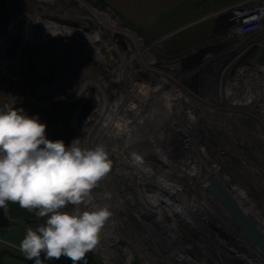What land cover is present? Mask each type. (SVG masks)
I'll use <instances>...</instances> for the list:
<instances>
[{"label": "rangeland", "instance_id": "374dc122", "mask_svg": "<svg viewBox=\"0 0 264 264\" xmlns=\"http://www.w3.org/2000/svg\"><path fill=\"white\" fill-rule=\"evenodd\" d=\"M42 1L0 0V50L9 43L11 33L17 35V42L24 41L25 24L33 25L37 20L36 15H30L31 8L39 14L38 25L32 26L36 33L33 39L41 38L37 34L41 30L40 22L59 23L74 33L69 39L46 40L41 50L27 47L20 54V69L15 65L3 69L0 65V108L23 109L28 116L43 118L45 114L53 115V118L49 116L52 125H47L44 119L42 123L47 125L46 132L54 128L59 132L53 131L50 137L46 133V138L63 140L69 146L82 129L81 123L76 126L74 123L86 121L97 95L103 104L106 98L110 99V104H122V109L114 108L113 114L109 115L104 109L102 115L93 116L92 137L91 132L79 135L82 148L102 145L112 161L110 172L92 190L89 204L83 209L90 211L107 205L111 212L95 249L86 253V258L87 254L92 256L90 264H146L147 260L154 264H176L178 260L173 253L180 256L181 264H255L248 250L238 244L239 236L234 237V232L226 229V223L217 218L204 193L190 177L189 167L181 160H187L184 148H188L196 164L204 165L208 172L206 159L221 163L223 170L219 175L227 186L239 187L255 203L257 208L253 210L242 204L247 213L253 217L258 209L264 213V82H257L259 91L256 92L259 93L249 102L244 98L246 83L227 78L229 70L239 69L243 78L249 76L251 70L256 74L257 71L264 73V31L236 39L227 25L231 17L229 11L260 0L181 1L140 26L117 15L99 0ZM88 14H94L95 20ZM15 17L20 19L16 21ZM80 34L82 39L93 43L94 36H98L99 42L94 46L102 51L105 64L91 56L90 46L78 39ZM8 47L7 61H16V49ZM1 54L0 51V63ZM76 62L83 64L85 70L80 71ZM41 87L43 90L46 87L45 93L36 94L34 89ZM30 88L32 93L24 96L25 89L31 91ZM163 99L168 100L169 117L154 110L161 106ZM132 102L141 109L139 113L128 111ZM117 114L121 118L129 117L125 127L114 129L116 133L126 134L127 140L118 133L111 134L116 125L112 120ZM187 115H193L196 121L189 129L182 127ZM209 120L217 126L208 124ZM127 132H131L130 136ZM200 135L202 143L192 146L193 138ZM133 138L137 140L132 145ZM123 149L128 150L131 153L128 157L132 158L136 156L135 150H139L140 161L153 172L143 179L146 195L140 197L128 184L134 183L137 176L132 165L126 164L124 169L119 165L118 153ZM119 169L126 173L128 183L120 176ZM127 171L132 172V178L127 176ZM159 177L170 183L168 188L150 182L151 178ZM105 185L108 191L104 190ZM165 188L172 194L176 192L179 199ZM157 195L172 201V206L197 202L194 207H199L195 211L202 212V218L191 215L190 219L196 224L189 223L187 214L176 211V215L156 199ZM140 199L155 204L152 212L133 205ZM73 207L69 205L64 211H71ZM24 210L29 219H37V222L21 221L0 228V247L16 256L6 255L2 264H34L19 250V245L26 229L35 230L46 223V218H37L34 212ZM176 218L183 222L188 219L186 223L192 227L180 224ZM67 259L44 260L41 254L43 264H66L70 260Z\"/></svg>", "mask_w": 264, "mask_h": 264}, {"label": "clouds", "instance_id": "9594fccd", "mask_svg": "<svg viewBox=\"0 0 264 264\" xmlns=\"http://www.w3.org/2000/svg\"><path fill=\"white\" fill-rule=\"evenodd\" d=\"M46 128L23 109L0 108V208L11 202L46 218L35 230L26 229L20 242L28 260L43 264L66 257L82 264L111 212L107 205L90 211L80 206L110 172L112 161L104 146L82 148L79 139L66 146L63 140L47 139ZM133 159L139 163L141 158ZM69 205L73 209L64 211Z\"/></svg>", "mask_w": 264, "mask_h": 264}, {"label": "bare ground", "instance_id": "6f19581e", "mask_svg": "<svg viewBox=\"0 0 264 264\" xmlns=\"http://www.w3.org/2000/svg\"><path fill=\"white\" fill-rule=\"evenodd\" d=\"M41 2H44V1H42V0H40ZM62 5V4H61ZM41 6H42V3H41ZM48 7V6H47ZM51 7V6H50ZM53 8V7H52ZM50 9V8H49ZM62 10V9H61ZM30 11H32L33 13H30ZM29 11V13H30V15H36V19L38 20L39 18H37V15H39L37 12H35L34 11V9H32L31 8V10ZM40 13V12H39ZM64 13V12H63ZM57 14V13H56ZM42 15V14H41ZM67 15V14H66ZM89 15V14H88ZM47 16H49V15H47ZM62 16V15H61ZM90 16V15H89ZM92 16V15H91ZM90 16V17H91ZM40 17V16H39ZM64 17V16H63ZM93 17V18H92ZM91 18L93 19V20H95V17H94V14H93V16H92ZM82 18V17H81ZM17 19L19 20L20 18H16L15 17V20L17 21ZM84 19H85V17H84ZM35 21L34 22V24H37L38 25V22L39 21ZM51 21V20H50ZM82 21V20H81ZM230 21L232 22V17H230ZM80 22V21H79ZM64 23V22H63ZM33 24V25H34ZM39 24H41L40 26V28H41V30L39 31V32H37V34L38 35H40L41 36V38H40V40H36V39H33L34 37V34L36 35V33L32 30V24L31 23H27V24H25L26 25V28L24 27L23 29L25 30L24 31V36H26V38H24V41L23 42H21L20 41V43L19 42H17L16 40H15V38H17V35L16 34H13V33H11L10 35H9V39H8V41H9V43L7 44V46H5V47H3V48H1V63H0V65H1V67L3 68V69H6V67L8 66V65H15V68H17V69H20L21 67H22V64H21V62H20V58H21V56H20V54H21V52L22 51H25L26 49H27V47H29V48H37V49H42L43 47H42V45H43V43L44 42H47L46 40H50V39H69L71 36H72V34L74 33L73 31H70V30H68L67 28H66V26L65 25H63L62 26V24H55V23H52V22H40ZM16 25V24H15ZM65 26V27H64ZM36 27V26H35ZM69 27V26H68ZM254 28V27H253ZM253 28H249V29H247L246 31H248V30H252ZM74 30V29H73ZM76 32H78V31H76ZM82 33V32H81ZM71 34V35H70ZM22 35V34H21ZM77 35V34H76ZM23 36V37H24ZM95 38H94V43H93V41L92 40H84V39H82V37H81V34H80V38H78L79 40H80V42L82 43V41L84 42V44H86L89 48H91L89 51L92 53V57L94 58V59H96L97 61H99V62H101V63H106V61L104 60L105 59V57L102 55V51L100 50V49H97V47H95L94 46V44H97V42H99V38H98V36H94ZM13 40H15V41H13ZM12 41V42H11ZM54 42V41H53ZM79 42V43H80ZM68 43V42H67ZM65 44V45H68V44ZM90 43H91V45H90ZM89 44V45H88ZM8 45H11L12 47H14V49H16V52H18V53H16L15 52V56H16V61L15 60H12V61H7V59H6V53H7V50L9 49V47H8ZM46 47H48V46H46ZM52 48V47H51ZM69 48V50H72L73 49V51L75 50L76 51V49L75 48H73V47H68ZM84 48V47H83ZM99 48V47H98ZM15 51V50H14ZM47 52V51H46ZM77 52V51H76ZM39 54V53H38ZM68 54V56H69V53H67V52H65V55H67ZM71 54V53H70ZM55 55V54H54ZM64 55V56H65ZM14 56V57H15ZM33 56V55H32ZM74 58V57H73ZM72 57H71V59L72 60H74L75 61V58L73 59ZM26 60V59H25ZM79 62V61H78ZM78 62H76V66H78L79 68H80V71H82L83 69H84V66H83V64H77ZM41 64V63H40ZM108 64V63H107ZM108 65H110V64H108ZM111 66V65H110ZM47 68V67H46ZM78 68V69H79ZM83 68V69H82ZM27 69V68H26ZM262 69H264V68H262ZM10 69H8V71H9ZM85 70V69H84ZM11 71V70H10ZM22 71V70H21ZM4 72H6V70L4 71ZM10 73V72H9ZM68 73V72H67ZM66 73V74H67ZM70 73V72H69ZM23 74V73H22ZM71 74V73H70ZM17 81H18V78H17ZM39 81V80H38ZM27 84V83H26ZM136 85V84H135ZM21 87H23V86H21ZM26 87V86H25ZM208 87V86H207ZM24 88V87H23ZM48 88V87H47ZM89 88V87H88ZM31 89V91H29V90H26L25 89V91L23 92V94H24V96L25 95H28L29 93H32V91H33V89L32 88H30ZM45 89H46V87H45ZM45 89L43 90V88L41 87V88H39V89H34V92L37 94H39V95H41V93L43 92V93H45ZM97 90V89H96ZM156 90V89H155ZM226 92L228 93L229 91H227L226 90ZM43 95V94H42ZM251 94H249V96H250ZM62 96V95H61ZM136 96L137 97H140V94H138V93H136ZM97 97H98V99H97ZM97 97H96V101H95V103H94V107L92 108H90V111H89V113H88V118L86 119V121H82V122H80V120H78V121H76L74 124H75V126H76V124H80L81 123V127H82V129H81V132L79 133V131H78V137L76 138V139H79L80 140V144H81V139H80V137H79V135L81 134V135H83V134H86V133H90L89 135H91V137H92V135H93V133H94V120H93V116H99V115H102V113H103V111H104V109H107L108 110V112H109V115L110 114H113V112L115 111V109L114 108H116V110H118L117 109V107H119L120 109H122V104L120 103V102H118L117 104L116 103H113V104H110V102H108L110 99H104L105 101H106V104H103V103H101V99H100V97L97 95ZM19 99V98H18ZM22 99V98H21ZM32 99V98H31ZM39 99V98H38ZM164 99H166V98H164ZM162 100V102L160 103V105L161 106H157V107H155L154 108V110H155V112L156 113H160V114H164V115H166L167 117H169V116H171L170 114V108H168V106H169V104H168V100L167 101H165V100ZM20 100V99H19ZM20 103H23L22 101H19ZM74 102V101H73ZM76 102V101H75ZM117 102V101H116ZM108 103V104H107ZM133 103V102H132ZM45 104V103H44ZM47 104V103H46ZM116 104V105H115ZM45 107V106H44ZM47 110V109H46ZM141 109H139V107H138V105L137 104H135V103H133L132 105H131V107L130 108H128V111H131V112H134V113H139V111H140ZM209 110V109H208ZM194 111V110H193ZM44 112H45V110H44ZM44 112H42V113H44ZM60 112V111H59ZM211 111H208V113H210ZM96 113H97V115H96ZM195 113L197 114V112L195 111ZM49 113H47V115H48ZM51 114H49V116H50ZM118 115V114H117ZM129 115V114H128ZM132 115V114H131ZM45 117L43 118V117H38L39 118V120H40V122H42L43 121V119H44V121H45V123L47 124V125H52L51 123H50V120H49V116H46V114L44 115ZM52 116V118H53V115H51ZM120 115H118L117 116V118H115V120H112V121H114V122H112L115 126L112 128V130H111V134L113 133V134H115V135H117V133L116 132H114V129H118L117 127H120V128H123V127H125V122H126V120L127 119H129V117L127 116V118H126V116H124L125 118H121V117H119ZM115 117V116H114ZM185 117V116H184ZM111 118H112V116H111ZM194 116L193 115H187V118L184 120V124L182 125V127H184V128H186V129H189V128H191L192 127V125H195L196 123V121H194ZM197 118L199 119V116H197ZM124 119V122H122V120ZM208 120V119H207ZM95 121H96V119H95ZM212 121V120H211ZM210 120L208 121V124H212L213 126H217L216 125V123L215 122H211ZM217 121H219V120H217ZM220 121H222L221 119H220ZM52 122V121H51ZM128 122V121H127ZM130 122V121H129ZM219 123V122H218ZM127 126V125H126ZM199 127V126H198ZM228 128H229V126H227ZM96 128V127H95ZM227 128V129H228ZM56 128H54L53 130H49V132H46V133H48V136L50 137V135L51 134H53V131H58V130H55ZM174 129V128H173ZM59 132V131H58ZM185 132V131H184ZM131 133V132H130ZM130 133L129 132H127V135H129L130 136ZM120 136H124L125 137V139L127 140V136H126V134H124V133H118ZM240 135V134H239ZM152 136V135H151ZM154 136V135H153ZM165 136V135H164ZM190 137V136H189ZM194 137V136H193ZM203 137V136H202ZM201 137V135L200 136H196V137H194L193 138V141L191 142L192 143V146H194V147H197L199 144H201L202 143V138ZM83 139V138H82ZM247 139V138H246ZM134 140H137V139H135V138H133L131 141H130V144H132L133 145V142H134ZM82 142H83V140H82ZM72 143V142H71ZM165 144V143H164ZM209 144V143H208ZM71 145V144H70ZM69 145V146H70ZM116 147H119V146H116ZM189 147V146H188ZM210 147V146H209ZM114 148V147H113ZM120 148V147H119ZM115 149V148H114ZM167 149V148H166ZM191 148L189 147V150H190ZM184 154H185V158L187 159V160H184V158H183V160H181L184 164L183 165H185L186 167H189V175H190V177L194 180V181H196L195 183L198 185V187L200 188V190L204 193V195H205V200L207 201V203H208V205L211 207V208H213L214 210H215V212L217 213L216 214V216H217V218H218V216L223 220V222L224 223H226V225L228 226V228H226V229H228V230H230L231 232L233 231L234 232V234H232L234 237H238L237 239H238V244L239 245H243L247 250H245L244 249V251H247V253L249 252V254H250V256L253 258V260L252 261H254L255 262V264H258L257 263V261H259V262H262V264H264V256H262L259 252H258V250L253 246V245H251L249 242H247L242 236H241V234L238 232V230L234 227V226H232L233 224L232 223H229L228 222V220H227V218H226V213H225V211H224V209L221 207V205H219L215 200H213L212 198H211V196H210V194H208L206 191H205V184L207 183V181H208V179H210L212 176H215V177H217L222 183H223V185L228 189V191L234 196V198L236 199V201L238 202V204L240 205V207L242 206V204L243 205H246L247 206V208L248 209H256L257 207H256V205H255V203L250 199V198H248L247 197V194L245 193V192H243L242 190H240L239 189V187H237V186H230V187H228L227 186V184L222 180V178H221V176L219 175V173L221 174V171L223 170V168H222V164L220 163V164H218L217 163V161H210V159H206V162L208 163V166L210 167V168H208L209 169V172H208V170L205 168V166L203 165L202 167L200 166V163H199V165L198 164H196V161L195 160H193V158L191 157V155H189L188 153L191 151H188V148H184ZM203 150V149H202ZM116 151H117V148H116ZM135 151H137V153H135V155L136 156H139L140 158H141V160H142V153L139 151V150H135ZM201 153V152H200ZM204 153V152H203ZM209 153V152H208ZM131 153L128 151V150H124L123 149V151L122 152H119L118 153V158H119V165H121V167L124 169V165H128V164H130V165H132V167L136 170V172H133L136 176H137V178H135V179H137V180H135L134 181V183H132V182H130V183H128V179H127V177H126V173H124V172H122V171H120V169H119V171H120V176H122L123 177V179H125L126 180V182L128 183V184H130V185H132V187L136 190V192L137 193H139L138 195L141 197V195L142 194H145V191L143 190V188H145V182H144V180L143 179H145V178H147L148 176L150 177V175L149 174H152L153 172H151V170H149V169H147L146 168V165H144V162L143 161H140L139 163H137L132 157H128V155H130ZM203 155V154H202ZM204 156V155H203ZM181 157H183V156H181ZM142 162H143V164H142ZM198 163V162H197ZM217 163V164H216ZM202 165V164H201ZM222 165V166H221ZM149 167V166H148ZM225 170H226V168H225ZM262 170H264V169H262ZM155 172V171H154ZM127 176H129L130 178H132V172H128L127 171ZM229 174V173H228ZM143 175V176H142ZM148 175V176H147ZM153 176V175H152ZM229 176V175H228ZM161 177H163V175L161 176ZM161 177H159V178H151L150 180V182H153L154 183V185L156 186V184H157V186L158 187H162V188H164V187H166V188H168V186L170 185V183H166L165 182V179L164 178H161ZM104 179V178H103ZM105 180V179H104ZM152 184V183H151ZM238 185V184H237ZM164 186V187H163ZM105 188H104V190H106V191H108L107 189V185H105L104 186ZM165 188V189H166ZM95 189V188H94ZM160 189V188H159ZM176 190V189H175ZM174 190V191H175ZM166 191H169L170 192V194L171 195H173V197L174 198H176L177 196H176V192L175 193H173L172 194V191H170L169 189H166ZM177 191V190H176ZM234 191V192H233ZM154 192V191H153ZM182 192V191H181ZM92 193V192H91ZM107 194V193H106ZM146 195V194H145ZM178 195V194H177ZM155 196V195H154ZM153 197V196H152ZM157 198L156 199H158L160 202H163L165 205H167L168 206V208H169V210H171V211H173L175 214H176V211L178 212V213H180V214H182V213H185V214H187V217L190 219V216L191 215H195V217L198 215L200 218H202V212L200 213L198 210V213L195 211V208L198 206H195L194 207V205L195 204H197V202H194V204L193 205H182V207L181 206H172V201H170L169 199H164V198H162V197H160V196H156ZM172 197V196H171ZM177 199H179V197H177ZM142 199H140L138 202H134V204L133 205H137V207H140V208H142L143 210L145 209L146 211H148V212H152V209L155 207L154 205L155 204H153L152 202H150V203H148L147 202V200H145V201H141ZM154 200V199H153ZM172 200H174L173 198H172ZM181 200V199H180ZM193 200V199H192ZM195 201H197V200H195ZM159 203V202H158ZM89 203H87V204H82L80 207H81V210L83 211V209H85V206H87ZM199 207V206H198ZM242 208V210L244 211V213H246V215L250 218V220L254 223V225L260 230V232L262 233V234H264V213H262L261 212V210L260 209H258V210H256V211H254V217L252 216V215H250V214H248L247 212V210L242 206L241 207ZM90 210H93V208L92 209H90ZM201 210V209H200ZM195 213V214H194ZM179 214V215H180ZM177 215V214H176ZM181 216V215H180ZM192 217V216H191ZM193 218V217H192ZM177 220H178V218H176ZM184 220V219H183ZM188 220V219H187ZM187 220H184V222H185V224H184V222L182 221V220H178V222H180V224H183L184 226H186V227H192V226H190L189 224H187L186 223V221ZM192 220V221H191ZM193 221H195L194 219H190V222L189 223H192V224H194L195 222H193ZM223 222H221V224L222 225H224V223ZM107 224V223H106ZM196 224V223H195ZM185 228V227H184ZM228 230H226L228 233H229V231ZM196 233V232H195ZM238 235V236H237ZM236 240V239H235ZM245 242V243H247L248 245H250V246H248V245H246L243 241ZM227 248V250H229V248L228 247H226ZM95 249V248H94ZM99 250V249H98ZM173 255H175L174 256V258L176 259V260H178V261H176V264H181L182 263V261L179 259L180 258V256L179 255H177L176 253H173ZM163 258V257H162ZM158 261V260H157ZM159 262V261H158ZM146 264H154L153 262H151L150 260H147V263Z\"/></svg>", "mask_w": 264, "mask_h": 264}, {"label": "water", "instance_id": "95a60500", "mask_svg": "<svg viewBox=\"0 0 264 264\" xmlns=\"http://www.w3.org/2000/svg\"><path fill=\"white\" fill-rule=\"evenodd\" d=\"M204 189L224 209L228 222L232 223V226L238 230L241 236L264 256V234L260 232L246 213H244L234 196L223 183L217 177L212 176L208 179ZM21 221L34 223L37 222V219H14L11 217L7 207L0 208V228ZM66 264H72V261L69 260ZM82 264H90L86 255Z\"/></svg>", "mask_w": 264, "mask_h": 264}, {"label": "built area", "instance_id": "2783aa9c", "mask_svg": "<svg viewBox=\"0 0 264 264\" xmlns=\"http://www.w3.org/2000/svg\"><path fill=\"white\" fill-rule=\"evenodd\" d=\"M228 15L229 16L231 15L232 22L229 19L227 25H229L232 31L231 34L235 36L236 39H238L237 37L254 35L256 33H260L264 31V0H260L257 3L250 2V3L240 5L238 9L236 8V9L229 11ZM249 28H253V29L246 31ZM254 45L257 46L256 44H251V46H254ZM249 72H250V75L249 76L245 75L243 78L242 75H240L241 73L239 69L231 71V72L229 70L227 74V78L233 79V81L235 82L246 83L247 86L243 90L244 94H246L244 98H247L246 100L250 102L251 99L254 98V96L257 93H259V92H256V91H259L257 90L256 85H257V82L261 80L262 82H264V73H262L261 71H257V74H256L252 70ZM225 73H226V69L225 71L222 72V75H225ZM245 73H247V71H245ZM245 81H248V83ZM248 90H251L252 94ZM248 92L251 94L250 96L248 95ZM260 107H262V104L260 105Z\"/></svg>", "mask_w": 264, "mask_h": 264}, {"label": "crops", "instance_id": "0c3cea01", "mask_svg": "<svg viewBox=\"0 0 264 264\" xmlns=\"http://www.w3.org/2000/svg\"><path fill=\"white\" fill-rule=\"evenodd\" d=\"M117 15H122L134 25L149 22L172 6L186 0H99ZM191 1V0H190ZM147 22V23H148Z\"/></svg>", "mask_w": 264, "mask_h": 264}, {"label": "trees", "instance_id": "16d2710c", "mask_svg": "<svg viewBox=\"0 0 264 264\" xmlns=\"http://www.w3.org/2000/svg\"><path fill=\"white\" fill-rule=\"evenodd\" d=\"M7 208H8V211H9L11 217L14 219L28 218L29 217L28 213L25 212L24 209L20 208L18 204H14V203L9 202L7 205ZM6 255L15 256L10 251L0 247V264H2V260ZM87 257H88L87 259L89 260V262L92 263V261H91L92 256L87 254ZM67 260H69V259H67Z\"/></svg>", "mask_w": 264, "mask_h": 264}]
</instances>
